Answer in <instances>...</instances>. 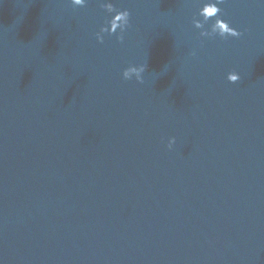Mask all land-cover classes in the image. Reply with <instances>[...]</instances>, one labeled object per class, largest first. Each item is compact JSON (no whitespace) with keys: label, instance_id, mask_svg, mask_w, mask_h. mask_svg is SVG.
Here are the masks:
<instances>
[{"label":"water","instance_id":"water-1","mask_svg":"<svg viewBox=\"0 0 264 264\" xmlns=\"http://www.w3.org/2000/svg\"><path fill=\"white\" fill-rule=\"evenodd\" d=\"M106 2L0 0V264H264V0Z\"/></svg>","mask_w":264,"mask_h":264},{"label":"clouds","instance_id":"clouds-1","mask_svg":"<svg viewBox=\"0 0 264 264\" xmlns=\"http://www.w3.org/2000/svg\"><path fill=\"white\" fill-rule=\"evenodd\" d=\"M220 3L223 0H219ZM73 6H84L86 4V0H72ZM101 7L105 8L110 13H115V15L111 18V20L101 27L100 31L96 33L97 39L103 43L104 41V33L116 34L119 29L118 40L123 43L124 41V32L130 26V17L131 12L128 9L117 10L114 3L111 0H108L106 3H102ZM221 8L217 0H208L207 3L200 9L199 15L203 17V19H194L193 24L196 28L201 29L200 35L202 37H213L217 33L221 37L234 36L240 37L243 33L235 27H232L230 23L220 18L219 14L221 12ZM213 17H216L215 22L212 23L210 30L205 27L206 23L211 20ZM110 24V27H109ZM195 51L192 52V55H195ZM147 64H140L139 66L130 65L123 71V77L125 80L132 79L133 75H135L136 79L140 82H144L143 73L147 70ZM228 80L231 82H237L241 80V75L239 72L232 71L228 74ZM176 138L172 137L169 141V147L175 143Z\"/></svg>","mask_w":264,"mask_h":264}]
</instances>
